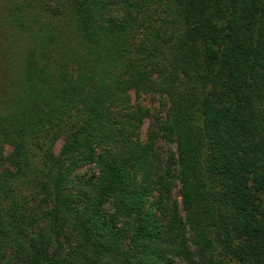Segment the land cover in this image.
Instances as JSON below:
<instances>
[{
	"label": "trees",
	"instance_id": "trees-1",
	"mask_svg": "<svg viewBox=\"0 0 264 264\" xmlns=\"http://www.w3.org/2000/svg\"><path fill=\"white\" fill-rule=\"evenodd\" d=\"M58 1L0 5V264H264V0Z\"/></svg>",
	"mask_w": 264,
	"mask_h": 264
},
{
	"label": "rangeland",
	"instance_id": "rangeland-1",
	"mask_svg": "<svg viewBox=\"0 0 264 264\" xmlns=\"http://www.w3.org/2000/svg\"><path fill=\"white\" fill-rule=\"evenodd\" d=\"M16 1L18 0H0V5L2 7H5V9L7 10V7L11 3L15 4ZM59 4H61V1L54 0L53 2L54 8L56 6L57 7L60 6ZM56 9L57 8H55V10ZM1 16L2 14L0 13V17ZM0 21H1V18H0ZM6 27L8 28V30L0 26V49L5 48L7 52H9L10 54L9 55L10 60L18 64V62L20 61V57H21L18 51L19 50L18 47L10 39L8 40L5 39L7 34L9 33L14 34V32L12 31L10 26L9 27L6 26ZM16 44H18L19 46V43H16ZM9 49H12L13 51L11 52ZM7 58L8 56L2 57L0 53V61L2 62L6 61ZM4 80H5L4 72H1L0 89L3 88L2 86H3ZM130 104H131V107L135 109L136 115L138 117L142 116L141 115L142 111L149 112V115L147 117H143V123L139 129V140L140 142H144L147 139L149 130L151 126L153 125L155 118L158 116L162 117L163 119L167 117L169 106L167 102L164 99L160 98L159 96L145 94V93H136V92L130 93ZM64 145H65L64 139L61 138L57 140L54 145V152L56 154H59L62 151ZM3 147H4L5 156L11 153L12 148L8 144L3 145ZM156 149L159 154L158 159L161 162V165L165 167L167 164L168 165L170 164L173 173L177 176L178 167L176 166V161H177L176 146L173 143L160 139L157 141ZM96 178H97V174H96L94 167H86L84 169L76 171L72 177V182H71L74 193L77 191H80L81 187L85 185L86 183L94 182ZM26 193L28 194L29 192L26 191ZM172 197H173V200L177 203L178 211L180 213L182 210V197H181L180 184H177V186L174 187ZM154 202H156V198L153 197L150 199V203H154ZM105 209H106L107 217H110L113 215V210L111 208V205H106ZM180 217L182 220H184L183 214L180 213ZM61 243H66L65 237L61 239ZM4 262L5 264H17V262L14 261V254L12 252L11 253L9 252L6 254V257L4 258ZM176 264H180V263L177 261Z\"/></svg>",
	"mask_w": 264,
	"mask_h": 264
}]
</instances>
